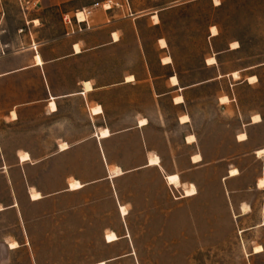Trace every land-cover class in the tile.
Segmentation results:
<instances>
[{"label":"crops","instance_id":"crops-1","mask_svg":"<svg viewBox=\"0 0 264 264\" xmlns=\"http://www.w3.org/2000/svg\"><path fill=\"white\" fill-rule=\"evenodd\" d=\"M218 1L0 0V264L146 237L191 258L264 228V117L238 104L264 63L228 62Z\"/></svg>","mask_w":264,"mask_h":264},{"label":"rangeland","instance_id":"rangeland-1","mask_svg":"<svg viewBox=\"0 0 264 264\" xmlns=\"http://www.w3.org/2000/svg\"><path fill=\"white\" fill-rule=\"evenodd\" d=\"M17 8L20 11V6ZM207 12L205 7V21ZM210 17L213 23L220 26L224 41H236L242 47L238 54L226 56L228 62L239 59L242 67L264 63V0H222L221 7L210 9ZM257 74L259 83L253 86L243 85L238 89V104L244 114L258 112L264 117V67H260ZM253 137L259 146L264 145V129L253 132ZM227 144L231 145L229 139ZM263 155L258 153V156ZM251 164L254 170V163ZM258 245L264 249V228L254 231L253 235L245 240L244 247L232 241L221 250L192 252L194 257L191 258H156L154 256L158 253L153 237H146L143 242L136 244V253L142 257H127L109 264H264V252L257 256L252 255V247ZM16 246V243L11 244L12 248ZM59 246V243L56 244L55 249L48 253L51 255L48 258L33 260L20 252L13 259L3 260V264H95L103 260L65 258L64 255L70 253L61 251ZM128 246V243H116L111 247L97 244L94 252L100 255H120L128 253Z\"/></svg>","mask_w":264,"mask_h":264},{"label":"bare ground","instance_id":"bare-ground-1","mask_svg":"<svg viewBox=\"0 0 264 264\" xmlns=\"http://www.w3.org/2000/svg\"><path fill=\"white\" fill-rule=\"evenodd\" d=\"M214 2H215V4H219V1L218 0H214ZM108 8V7H107ZM37 23V22H36ZM212 33L213 34H215L216 33V31L214 30V29H212ZM231 47L232 48H237L238 47V44L237 43H233L232 45H231ZM239 48V47H238ZM212 60V59H211ZM213 61V60H212ZM212 61H208L210 64H211V62ZM36 62L38 63V64H40L41 63V61H40V58H39V56H37L36 57ZM214 63V62H213ZM234 78H238V76L236 75V74H234ZM257 80H256V78L255 77H253V78H249V82L250 83H254V82H256ZM179 101V100H178ZM221 101H222V99H221ZM179 102H181V101H179ZM15 116V115H14ZM254 119V122H259L260 121V118L257 116V117H254L253 118ZM186 122V121H185ZM104 134H106V133H102V135H104ZM241 140L242 139H244L245 138V136L244 135H241L240 137H239ZM189 139V138H188ZM190 142V141H189ZM63 148V147H62ZM64 149V148H63ZM259 154L260 153H263L264 154V150H261V151H259L258 152ZM23 155V154H22ZM22 159H24V158H27L25 155L24 156H22L21 157ZM196 159V158H195ZM152 160V159H151ZM197 161V160H196ZM153 162H154V160H153ZM114 172H116V171H114ZM116 174H119V173H116ZM238 174V171L237 170H233V171H231L230 172V175L231 176H233V175H237ZM171 181H174V182H176L175 181V179H171ZM72 183V182H71ZM73 184H74V182H73ZM178 184V183H177ZM177 184H176V186H177ZM80 186V185H79ZM79 186H77L76 184H74V185H72V188H74L75 189V187L77 188V187H79ZM82 186V185H81ZM259 187H261V188H264V181L263 180H261L260 182H259ZM191 190V189H190ZM195 190V189H194ZM191 192H193V190L191 191ZM191 192H188V194H190ZM196 192V191H195ZM34 194H32V197L33 198H37L38 196H36V195H34ZM40 198V197H39ZM38 199V198H37ZM126 214V211H125V209L124 208H122V215H125ZM117 240V237H116V235L114 234V233H108L107 235H106V242L107 243H113V242H115ZM263 252V249H262V247H260V246H258V247H256V248H254V254H260V253H262ZM99 264H105L104 262H102V263H99Z\"/></svg>","mask_w":264,"mask_h":264},{"label":"built area","instance_id":"built-area-1","mask_svg":"<svg viewBox=\"0 0 264 264\" xmlns=\"http://www.w3.org/2000/svg\"><path fill=\"white\" fill-rule=\"evenodd\" d=\"M21 2H26L27 0H20ZM90 15V12H82V13H79V14H76L75 17H74V21L77 25H81V24H85L87 25L86 23V19L89 17ZM88 28V27H87ZM84 31V28H78L76 31H73V33H76V32H83Z\"/></svg>","mask_w":264,"mask_h":264}]
</instances>
